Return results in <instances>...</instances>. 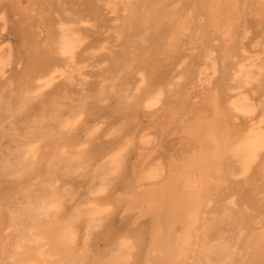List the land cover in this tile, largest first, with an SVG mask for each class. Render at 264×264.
Here are the masks:
<instances>
[{"label":"bare ground","instance_id":"1","mask_svg":"<svg viewBox=\"0 0 264 264\" xmlns=\"http://www.w3.org/2000/svg\"><path fill=\"white\" fill-rule=\"evenodd\" d=\"M0 21L21 45L0 57V264H264V0H0Z\"/></svg>","mask_w":264,"mask_h":264},{"label":"rangeland","instance_id":"2","mask_svg":"<svg viewBox=\"0 0 264 264\" xmlns=\"http://www.w3.org/2000/svg\"><path fill=\"white\" fill-rule=\"evenodd\" d=\"M12 25V23L11 22H9L7 25L6 24H3L1 21H0V57H7L8 55L9 56H14V55H17L18 54V51H19V49L18 48H20V51H21V47H19V46H21L20 44H19V40L18 39H16V37H14V35L11 33V31H10V26L9 25ZM75 24L76 23H72V25H70V26H75ZM86 27H89L88 25H86ZM91 34V33H90ZM110 34V33H109ZM92 35V34H91ZM95 36L97 37L98 36V34H95ZM18 40V41H17ZM101 40H102V44L104 45L105 44V42L106 41H104L103 40V38L101 37ZM108 42H109V40H108ZM218 43V42H217ZM19 45V46H18ZM100 45V44H99ZM106 45H104V46H101L100 45V47L99 48H93V49H91V50H89L90 51V53H98V52H100L101 50H102V48L103 47H105ZM101 48V49H100ZM120 47H117V49L116 50H114V48H113V50L114 51H120V49H119ZM18 50V51H17ZM92 50H93V52H92ZM95 50H98V52L96 51L95 52ZM261 50V49H260ZM102 52V51H101ZM258 52V53H257ZM90 53L88 52V55H90ZM107 54V52L105 53V52H103V53H101L100 54V56H98L97 55V59H99L100 57L102 58V56H104V55H106ZM207 54V53H206ZM254 54V55H253ZM261 54V51H255L254 53H251V55H253V56H255V55H260ZM209 58H210V56H206L205 57V59H204V61H203V64H202V66L200 67V70H199V73H201L202 71H204V73H203V75L202 76H199V75H197V77H196V79L197 80H201V83H200V85H202L201 87L203 88V87H206V86H211L210 85V83L211 84H213L215 81H216V77H218V74L216 73V74H213V70H212V68H211V63L208 61L209 60ZM97 59H95V61L97 60ZM90 62H92V61H90ZM208 62V63H207ZM98 63V62H97ZM95 64V67H97V68H95V67H93V64L91 65V66H87L86 67V64H81L83 67H85L84 68V70H83V72L86 74L85 76L87 77H80V78H76V79H79V80H82V79H87L88 81H89V83H90V85L88 86L89 87V89H93V90H95V88L96 87H99L100 85H104V84H106V83H101V80H99L100 78H99V76L102 74L101 72L104 70V68H105V65H103L102 66V64L101 63H98V64ZM205 63H207V64H205ZM101 64V65H100ZM99 66V67H98ZM102 66V67H101ZM92 69V70H91ZM101 69V70H100ZM100 70V71H99ZM98 72H99V75H98ZM92 73V74H91ZM95 73V74H94ZM77 74H75V76H76ZM88 75V76H87ZM96 75V76H95ZM217 75V76H216ZM99 78V79H98ZM76 79L74 80V82H76ZM95 79V80H94ZM98 79V80H97ZM96 81V82H95ZM98 81V82H97ZM64 82V83H63ZM93 84H92V83ZM95 82V83H94ZM59 84V86H63V84H64V86H66L65 84H67V81L64 79H62V78H59V79H57V81H56V85H58ZM97 83V84H96ZM98 83H101V84H98ZM93 85V86H92ZM97 85V86H96ZM61 86V87H62ZM91 87V88H90ZM71 89L70 90H72L73 91V88L74 87H70ZM74 90H78V87L76 88H74ZM103 120H105L104 122H106V123H104L103 122ZM107 120H108V122L110 121V125H112V126H110L109 124H107L108 122H107ZM114 122V121H113ZM112 122V119H110L109 120V118H107L106 116H105V118H102V119H100L99 120V123L98 122H96V123H98L97 125L98 126H100V128H101V130H103L104 131V133L102 134V136L101 137H103V138H101L100 137V139H101V141L100 140H98V142L100 143H104V144H108L111 140H112V136H111V133L112 132H110V130H113L112 128H113V126H114V128H116V125H117V123H114V124H112L113 123ZM102 123H104L103 125H105L106 124V126L107 127H104L105 129H107L106 131L101 127L102 126ZM112 127L111 129L109 128V127ZM109 133V135H107ZM83 134V133H82ZM107 135V136H106ZM105 136H106V138L107 139H105ZM109 136V137H108ZM103 139V140H102ZM111 139V140H110ZM103 141V142H102ZM109 141V142H108ZM80 181H82V180H80ZM79 180L77 181V182H80ZM85 181H87V182H85ZM84 182L87 184V183H91V179H88V180H85ZM90 181V182H89ZM84 182H83V185H85L86 186V184H84ZM82 185V188H85V189H87L88 188V186H89V184H87V188L85 187V186H83ZM84 190V189H83ZM82 192H86V191H82ZM100 247L102 248V245H100Z\"/></svg>","mask_w":264,"mask_h":264},{"label":"snow or ice","instance_id":"3","mask_svg":"<svg viewBox=\"0 0 264 264\" xmlns=\"http://www.w3.org/2000/svg\"><path fill=\"white\" fill-rule=\"evenodd\" d=\"M157 99H159V97H157ZM69 126H72V125H69ZM261 151H264V148H262ZM254 163H255V156H252L247 161H245L243 176L247 177L248 172L250 168L254 165ZM123 247L131 251L133 250V242L131 240H126L123 244Z\"/></svg>","mask_w":264,"mask_h":264}]
</instances>
